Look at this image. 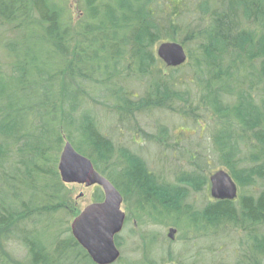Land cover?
I'll return each mask as SVG.
<instances>
[{
    "label": "trees",
    "instance_id": "trees-1",
    "mask_svg": "<svg viewBox=\"0 0 264 264\" xmlns=\"http://www.w3.org/2000/svg\"><path fill=\"white\" fill-rule=\"evenodd\" d=\"M81 10L73 27L59 0H0V264H94L71 234L80 212L58 172L66 141L118 189L126 224L140 230L127 264H214L215 246L200 243L241 232L231 264H264V0H81ZM166 42L184 47L186 64L167 69L156 53ZM93 110L137 150L147 138L175 151L166 122L150 136L139 124L176 117L207 135L199 145L210 156L189 147L190 170L169 181L106 136ZM211 167L231 175L238 198L189 203L210 187ZM103 200L96 187L93 202ZM169 222L177 253L146 231Z\"/></svg>",
    "mask_w": 264,
    "mask_h": 264
},
{
    "label": "rangeland",
    "instance_id": "rangeland-1",
    "mask_svg": "<svg viewBox=\"0 0 264 264\" xmlns=\"http://www.w3.org/2000/svg\"><path fill=\"white\" fill-rule=\"evenodd\" d=\"M62 3V7L64 8L65 11V16L67 17V21L73 26L76 27L79 23H81V17L83 16V11L81 10V0H59ZM157 53V49H156ZM166 67V66H165ZM164 67L163 72L166 73L168 71L167 69H170L167 67V69ZM133 85H136V82H132ZM102 92V90H100ZM36 102V101H32ZM99 110H93L94 114L98 115L100 118V121L102 122V129L104 134L106 136L113 135L111 139H113L118 146H123V147H128L135 152L137 151V154L142 156L144 160H146L150 168L154 172H158L159 174L163 175L166 179L169 181H173V179L176 176H181L180 172H185L190 170L188 168V158L186 155H183L185 151L189 149V147H193L196 149L202 150L200 145L202 147H207V141H206V134H201L199 131H195V128L190 124V123H181L176 117H170L171 119L169 120H162L157 118V114L155 116H151V118L147 119H142L140 121L139 126H141L142 130L145 131V136H150L154 135V132H156V123H167L168 127L171 130L172 136L175 137L177 136L179 139V146L175 148V151H170L169 149L167 150H162L161 147H158L156 144L153 142H148L147 138L145 139V143H143V146L141 149L137 150V148L132 146V135L131 133L128 134V130H119V128L115 127V123L112 121L107 122L105 118V114L103 112H98ZM130 130V129H129ZM144 135V134H143ZM200 144V145H199ZM163 146V145H162ZM184 150V151H183ZM203 151V152H202ZM201 153L208 154L210 156V152L208 153L206 149H203ZM203 156V155H202ZM204 157V156H203ZM208 157V156H207ZM211 165V161H208ZM207 163V164H209ZM212 168V167H211ZM219 170H224L223 168H212L211 172L214 174L215 172ZM204 175H209L208 171L205 170L203 173ZM211 174V175H212ZM210 175V177H211ZM209 177V178H210ZM69 187L72 189V201L74 203V208L78 210V212H82L83 209H85L88 205L94 203L93 198L94 194L96 192V187H90L86 188L85 186L82 185H77V184H72L69 185ZM83 195V196H82ZM194 195V194H192ZM207 200H213L210 192V187L206 192H202L198 195H194L192 197V200L189 201V203H192L193 205H197L199 207H202L203 203H205ZM123 211L128 215V209L125 205L122 206ZM174 228L178 232L175 235V241H170L168 238V233L169 229ZM149 229V230H148ZM146 231H154L156 232V235H158V238H161L162 240L165 238L167 239L166 246L170 247L175 253H177L182 246V242L178 240L179 238V230L178 228H175L172 226V222L166 226H158V227H152L148 228ZM132 231H136L139 234V228L133 225V222L129 223L128 225L126 224L123 231L121 234L118 236L122 240V246L123 250H121V254L123 257V263L122 264H127L128 262H134L135 260V254L134 251L136 249V241L138 242L139 236L136 237L134 234L132 235ZM186 231V230H183ZM136 234V233H135ZM243 236V233H234V236L229 239H224L223 236L218 235L215 238H209L206 241H202L200 244L201 245H206V246H212L214 245L215 247H220L218 248H211L213 250L212 257L216 258L217 261L214 264H231L232 261H234L235 257L239 254L241 251V248L238 246L240 244L239 241H241ZM234 238V239H233ZM233 242L236 243V245L232 244ZM221 243V244H220ZM220 244V246H219ZM234 246H237L236 251L232 252L233 254L236 252L233 257H230L227 255V252L232 250ZM6 252L9 254L13 255L14 258L22 260L24 257V252L22 249H20V246L18 245H9L5 248ZM160 250V249H158ZM127 258L129 260H127ZM203 259L206 260V262H210L209 255L203 256ZM127 263H126V262ZM163 264H169V262H164Z\"/></svg>",
    "mask_w": 264,
    "mask_h": 264
},
{
    "label": "water",
    "instance_id": "water-1",
    "mask_svg": "<svg viewBox=\"0 0 264 264\" xmlns=\"http://www.w3.org/2000/svg\"><path fill=\"white\" fill-rule=\"evenodd\" d=\"M157 56L168 68L181 67L188 60L184 47L176 42L160 44ZM58 172L66 185L97 186L103 191L104 200L83 209L71 222L70 228L73 238L94 264H115L121 257L116 237L123 231L127 218L122 210L123 196L95 169L92 161L68 141L60 154ZM210 192L214 200L234 201L238 198L239 189L228 172L219 170L210 177ZM176 233V229H169L168 238L175 240Z\"/></svg>",
    "mask_w": 264,
    "mask_h": 264
}]
</instances>
